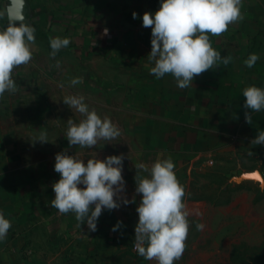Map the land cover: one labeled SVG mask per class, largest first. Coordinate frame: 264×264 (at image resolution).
<instances>
[{"label": "rangeland", "instance_id": "1", "mask_svg": "<svg viewBox=\"0 0 264 264\" xmlns=\"http://www.w3.org/2000/svg\"><path fill=\"white\" fill-rule=\"evenodd\" d=\"M29 2L32 17L38 19L33 24V58L27 65L13 70L18 90L5 92L0 98V122L8 127H38L39 132L33 128L35 133L31 128L27 129L34 133L32 141L41 131H46L47 143H68L67 120L71 118L79 123L83 117L65 105L63 98L83 96L89 109H95L101 118H110L121 130V135L111 141L100 140L94 148L78 146V157L86 162L95 154L100 160L124 154L122 176L132 179L127 180L120 196L129 200L135 198V203L106 211L108 216L102 222L105 227L110 225L112 247L100 249L94 260L80 261V264H157L139 256L134 248L138 223L136 208L141 200V195L135 192V165L145 163L151 167L156 159L168 157L174 162L176 177L185 188L184 203L190 222L185 251L175 264H261L264 260V145L251 144L258 132L254 136L246 135L248 123L242 127L233 126L235 120L232 123L224 115H229L231 106H235L232 98L244 100L242 93L247 81L261 75L258 68H248L244 61L248 57L247 47H262L261 40L246 37L252 29L264 31V21L253 23L249 16L254 10L247 5L258 4L254 5L255 17L262 20V0H243L244 19L229 26L228 31L219 37L210 35L213 48L222 57L231 56L233 59L227 66L221 64L196 76L192 82L206 85L208 91L203 95V102L217 103L219 124L213 111L189 110L190 105L195 109L198 98L188 97V94L197 87L181 89L170 74L159 79L150 74L154 66L148 58L150 39L117 37L111 39L112 43L110 40L108 48L94 51L95 39L90 32L93 27L90 18L87 19V11L96 9L101 12L102 7L78 8L79 23L73 25L78 31L73 32L75 37L69 46L53 58L50 38L64 28L71 29V9H59L55 0ZM160 4L161 0L152 2L148 12L154 14ZM136 28L151 29L142 24ZM107 32L112 37L117 35V32ZM234 33L242 37L232 38ZM236 47H239L238 51ZM57 61L60 62L59 68L55 66ZM76 77H82L83 83L71 86V79ZM232 81L234 85H231ZM243 105L244 101L237 107L241 109ZM204 117L206 119L201 120L203 129L213 128H209L210 133L197 131L190 135L189 142L198 144L201 153L197 150L193 152L196 155L191 153L189 162H183L182 151L155 150L168 142L179 140L181 143L190 126L188 120ZM139 146L144 150L138 151ZM253 172H259L262 180L247 177ZM118 221L123 222L121 228L125 231H112ZM197 223L205 226L202 231L196 229ZM83 233L91 236L94 232L83 229ZM82 253L85 251L80 250Z\"/></svg>", "mask_w": 264, "mask_h": 264}, {"label": "clouds", "instance_id": "2", "mask_svg": "<svg viewBox=\"0 0 264 264\" xmlns=\"http://www.w3.org/2000/svg\"><path fill=\"white\" fill-rule=\"evenodd\" d=\"M18 5L16 16L0 11V17L8 16V23L0 29V98L5 92L15 93L16 81L13 70L27 65L33 58L35 29L24 20V0H10ZM243 0H161L159 9L153 14L145 12L142 25L151 28V52L149 61L154 66L150 74L157 79L166 74L173 76L181 89L191 87L196 76L227 66L231 56H221L212 46L210 35L219 37L229 26L244 19ZM133 19L137 14L133 12ZM107 29H105V33ZM71 43L70 38H50V55L56 54ZM255 53L249 54L244 64L252 68L259 60ZM57 68L60 62L57 61ZM83 83L82 77L71 79L70 85ZM245 120L252 123V112L264 110V88L255 85L243 89ZM63 103L79 113L83 119L75 123L67 120L66 138L68 146L94 148L98 141H111L121 135V130L107 116L101 118L95 109L90 110L85 97L68 95ZM47 143V132L41 131L35 141ZM251 144L264 145V131L252 139ZM124 154L110 155L100 160L96 154L84 160L67 151L55 155L54 171L60 179L52 185L55 193L51 207L60 214L73 213L78 226L87 224L89 231L97 230V221L104 209H118L121 205L135 203L120 196L125 191L122 176ZM136 194L141 200L136 208L138 223L135 226L134 248L138 255L157 264H175L186 248L190 222L184 203L185 188L175 174L171 157L158 158L151 167L145 163L135 165ZM82 186V187H81ZM119 198V199H117ZM122 221L113 226L116 232ZM11 221L0 212V241L7 238ZM204 225L197 223L202 231Z\"/></svg>", "mask_w": 264, "mask_h": 264}, {"label": "crops", "instance_id": "3", "mask_svg": "<svg viewBox=\"0 0 264 264\" xmlns=\"http://www.w3.org/2000/svg\"><path fill=\"white\" fill-rule=\"evenodd\" d=\"M26 1L28 4V18L30 25L33 27L38 19L32 17V7L29 0ZM152 2L158 3V0H55L59 9L70 7L72 15L70 19L72 30L68 27L64 28V31L57 33L55 37H66L72 40L73 32L77 30V27L73 28V25L79 23V12H77L79 7H102L101 12L96 11V9L90 10V12L87 11V19L90 18L93 27L90 32L95 39L92 48L94 51L108 48L107 45H109L110 40L117 37L119 39L136 40L148 38L151 45L152 30H140L136 28V25L142 24V16L145 12H148ZM261 4L264 5V0ZM10 5V0H0V11L9 14ZM247 5L249 9L252 6L254 10L252 11L253 14L249 16V18L252 17L253 23L264 21V19L260 20L255 17L256 6L254 5L258 4ZM133 12L137 14L136 19H133ZM7 23L8 16L0 17V29L5 27ZM105 29L117 32V35L114 34L112 37L109 32L105 33ZM241 37L242 35L239 36L238 33H234L232 36L235 39ZM246 37L248 39L252 38L254 41H262V47H247L246 54L248 56L251 53L261 56L257 61L258 63L256 62L257 64L253 66L258 68L261 75L258 74L254 76V79L248 80L247 86L255 85L264 88V31L252 29L246 34ZM236 50L238 51L239 47H236ZM129 53L132 54V51ZM231 85H234L233 81ZM191 86L192 88L197 87V89L194 92H189L188 97L198 98V103L196 101L195 109L191 108V105L188 106L189 110L194 111L198 108L213 111L216 117L215 121L219 124L220 109L217 108V103L211 105L209 101L204 100L206 103L203 102V95L208 91L206 85L192 83ZM234 98L231 102L235 106H231V113L224 116L232 123L235 120L233 126L242 127L247 124L245 111L250 110L237 107V104L244 100L239 97ZM42 115L46 117L44 113ZM251 116L252 123L247 125L246 135L248 136H254L257 134L256 132L264 131V110L252 112ZM52 117L49 116V118ZM9 118L13 119L11 116ZM0 119H2V116H0ZM203 119L206 118L188 120L190 126H188V132L184 133L181 143L179 140L176 143L168 142L162 144L159 148H155V150H173L177 153L182 151L183 162H189L191 157L188 156L191 153L196 150L201 153L198 144L189 142L190 135L197 131L199 133L204 131V134L210 133L209 128H213L212 126L204 130L203 125H201ZM0 124V212L12 224L7 238L0 241V264H80V261L87 263L89 260H94L97 254L100 253V249L111 248L113 244L109 233L110 225H107L108 227L102 225L105 216H108L106 211L109 210L104 209L102 211L97 221V230L89 236V234L85 235V232L83 233V229L84 231L88 230L87 224L79 227L73 213L62 215L50 204V201L55 197L52 185L60 179V175L54 171L55 155L66 150L68 155L78 156V146L69 147L68 143L62 142H35V140H31V136L35 133L34 129L39 132L38 127L29 126L33 133L31 130L27 131L29 128L8 127L2 125V122ZM139 147H137L138 151L144 150V147ZM123 179L125 183L132 180L127 177ZM122 229L125 231L121 227L118 230L121 231ZM118 239L120 240V238ZM113 240L119 241L117 238ZM80 250L85 251V253L80 254Z\"/></svg>", "mask_w": 264, "mask_h": 264}, {"label": "water", "instance_id": "4", "mask_svg": "<svg viewBox=\"0 0 264 264\" xmlns=\"http://www.w3.org/2000/svg\"><path fill=\"white\" fill-rule=\"evenodd\" d=\"M20 9L18 7V5H16L14 2L11 3L10 7H9V15L11 16H16L19 13ZM24 20L26 23L30 24L29 18H28V4L27 1L24 0ZM247 177H251V178H255V179H260L262 180V175L259 172H253V173H249L247 175Z\"/></svg>", "mask_w": 264, "mask_h": 264}, {"label": "trees", "instance_id": "5", "mask_svg": "<svg viewBox=\"0 0 264 264\" xmlns=\"http://www.w3.org/2000/svg\"><path fill=\"white\" fill-rule=\"evenodd\" d=\"M261 264H264V260L261 262Z\"/></svg>", "mask_w": 264, "mask_h": 264}]
</instances>
